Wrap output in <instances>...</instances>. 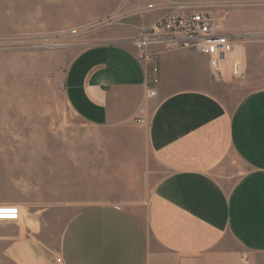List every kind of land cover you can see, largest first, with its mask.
<instances>
[{
  "label": "crops",
  "instance_id": "0c3cea01",
  "mask_svg": "<svg viewBox=\"0 0 264 264\" xmlns=\"http://www.w3.org/2000/svg\"><path fill=\"white\" fill-rule=\"evenodd\" d=\"M44 1L52 5L30 10L40 26L92 17L88 8L79 14V0ZM135 54L120 38L82 48L65 67L63 97L87 126L137 128L161 174L134 212L101 203L71 216L57 242L60 264H264V86L230 106L211 91L206 58L183 49L158 56L148 96ZM23 219L20 210L17 221L0 222L1 255L46 264L40 229Z\"/></svg>",
  "mask_w": 264,
  "mask_h": 264
},
{
  "label": "rangeland",
  "instance_id": "374dc122",
  "mask_svg": "<svg viewBox=\"0 0 264 264\" xmlns=\"http://www.w3.org/2000/svg\"><path fill=\"white\" fill-rule=\"evenodd\" d=\"M182 4L217 11L239 36L241 75L213 81L211 91L232 106L264 86V0H79V14L88 8L92 17L56 30L30 17L52 3L0 0V203L26 206L21 218L40 229L46 264H60L57 242L77 211L112 203L134 212L161 174L137 128L90 127L72 113L63 97L67 63L91 44L120 38L133 46L141 25ZM0 264L13 263L0 251Z\"/></svg>",
  "mask_w": 264,
  "mask_h": 264
},
{
  "label": "built area",
  "instance_id": "2783aa9c",
  "mask_svg": "<svg viewBox=\"0 0 264 264\" xmlns=\"http://www.w3.org/2000/svg\"><path fill=\"white\" fill-rule=\"evenodd\" d=\"M223 17L203 5L182 4L170 7L151 23L138 28L132 44L147 75L148 96L156 95L155 87L159 82L157 58L161 52L189 49L204 56L210 78L215 82L229 81L241 75L239 36L224 27ZM137 119L142 121L141 115ZM19 218L18 205L0 203V222ZM57 262L61 263L60 257Z\"/></svg>",
  "mask_w": 264,
  "mask_h": 264
}]
</instances>
